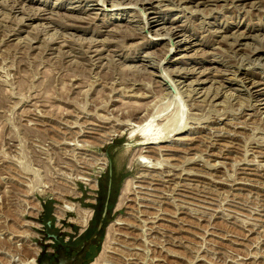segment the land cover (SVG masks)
Instances as JSON below:
<instances>
[{"label":"rangeland","instance_id":"374dc122","mask_svg":"<svg viewBox=\"0 0 264 264\" xmlns=\"http://www.w3.org/2000/svg\"><path fill=\"white\" fill-rule=\"evenodd\" d=\"M116 1L0 0V264L79 249L110 168L86 264H264V0Z\"/></svg>","mask_w":264,"mask_h":264},{"label":"water","instance_id":"95a60500","mask_svg":"<svg viewBox=\"0 0 264 264\" xmlns=\"http://www.w3.org/2000/svg\"><path fill=\"white\" fill-rule=\"evenodd\" d=\"M111 165V160L109 159ZM113 189V170H109V179L106 191V197L103 205L102 213L98 219L96 228L90 238L86 240L79 249L73 245L62 242L57 235L46 232V238L56 243L55 256L48 255L43 252L38 259V264H86L88 263V255L92 248L100 238V234L106 227V221L109 214V207ZM50 226V223L48 224Z\"/></svg>","mask_w":264,"mask_h":264},{"label":"bare ground","instance_id":"6f19581e","mask_svg":"<svg viewBox=\"0 0 264 264\" xmlns=\"http://www.w3.org/2000/svg\"><path fill=\"white\" fill-rule=\"evenodd\" d=\"M85 1H98L99 2V0H85ZM105 1V3H108L110 0H104ZM116 1V0H115ZM118 1V0H117ZM116 1V2H117ZM101 2V1H100ZM99 2V3H100ZM142 3V2H141ZM148 3V1H144L143 2V5H145V4H147ZM119 4H121V3H119ZM133 5V3H129V4H125V2H123L121 5ZM151 4V3H150ZM117 5H118V2H117ZM114 7H116V5H113V8ZM144 7V6H143ZM142 7V8H143ZM76 9V8H75ZM146 10V9H145ZM82 12H85V10H81ZM80 11V12H81ZM122 11H127V10H122ZM43 14V11H39V12H37V13H34L31 17L30 16H28V19L29 20H34V19H40L41 18V15ZM27 19V20H28ZM75 20H77V21H79V20H81V18H74ZM144 20H146V19H144ZM144 20H142V23H144L145 25H144V27L142 28V29H144L145 30V28H146V25L148 26V28H149V32H151V31H153V29L154 28H156L158 25H160V21H164L165 19H158L157 21H154L153 20V18H152V20H149L147 23H145V22H143ZM109 22V21H108ZM111 22V21H110ZM140 22H141V20H140ZM107 24H109V23H107ZM107 26V25H106ZM130 26H132V25H130ZM129 26V27H130ZM128 27V26H127ZM128 27V28H129ZM127 28V29H128ZM130 30L132 29V28H129ZM141 29V30H142ZM133 30V29H132ZM162 30H164V31H166V33H165V35H167V36H171V37H173V36H176V35H178L179 33H178V30L177 29H174V28H172V29H169V28H161V29H158V30H156V35L157 36H160L161 34H160V31H162ZM171 30V31H170ZM173 30V31H172ZM129 31V30H128ZM135 30H133V32H134ZM167 31H169V32H167ZM116 34H120V32L119 31H114ZM132 32V34H127L128 36H127V38L128 39H134V38H136L135 37V33H133ZM135 32H137V31H135ZM114 33V34H115ZM169 40H170V37H169ZM185 42H188L187 41V39L185 40ZM171 52V50L169 49V51H168V53H166V55L167 54H169ZM178 89V88H177ZM160 91V90H159ZM256 95H258V97H261V96H263L264 95V92H258V93H256ZM158 97V96H157ZM194 98V97H193ZM122 103V102H121ZM133 103H130V102H123L122 103V105L123 106H125V107H129V106H131ZM135 104V103H134ZM259 109V108H258ZM158 113V112H157ZM157 113H155V114H157ZM161 114V113H160ZM137 116V115H136ZM157 116H159L158 114H157ZM138 117V116H137ZM155 117V116H154ZM173 118V117H172ZM153 119H155V118H153ZM156 119H158L157 117H156ZM170 119V118H169ZM136 120V119H135ZM147 120V119H146ZM143 121V120H142ZM152 121V120H151ZM144 122V121H143ZM154 120L152 121V123L150 122V124H148L147 125V129L146 130H149L150 132H151V135H150V137L149 138H145L144 140H141V141H143V142H147V144H153V145H159V144H162V143H170V139L173 137V134L174 133H177L178 132V127H180V125H179V123L180 122H182V121H176V120H174V119H170V120H168V123H167V125H165L164 127H165V129L164 128H162V126H161V128L163 129V133H165V131L166 132H168L169 131V133L168 134H166V136H164V135H161L162 133L160 132V135L161 136H163V137H161L160 135L158 136V138L154 135H152L153 133H152V130H153V132L155 133V131H154ZM129 123V122H128ZM156 123V122H155ZM178 126V127H177ZM155 128H157V127H155ZM159 129H160V127H159ZM158 129V130H159ZM157 130V129H156ZM162 131V130H161ZM179 131H180V129H179ZM156 134H157V132H156ZM140 145V144H139ZM147 146V145H146ZM129 148V147H128ZM138 150H136V152H137ZM139 152H143V149H139ZM139 152H137V154L139 153ZM141 155V154H140ZM139 157V155L137 156V158ZM140 158V157H139ZM142 158V157H141ZM140 158V159H141ZM138 160L139 161V165L142 163H140V161H142V160ZM144 161V160H143ZM185 174V173H184ZM65 208H68L67 206H64ZM68 214H71V213H68ZM67 214V215H68Z\"/></svg>","mask_w":264,"mask_h":264},{"label":"trees","instance_id":"16d2710c","mask_svg":"<svg viewBox=\"0 0 264 264\" xmlns=\"http://www.w3.org/2000/svg\"><path fill=\"white\" fill-rule=\"evenodd\" d=\"M106 188H107V186H106ZM106 188H105V191H104V192H105L104 200H103V202H102V205H101L100 210H99L98 213H97L96 220L99 219V217H100V215H101V213H102V210H103V205H104V201H105V197H106V191H107Z\"/></svg>","mask_w":264,"mask_h":264}]
</instances>
